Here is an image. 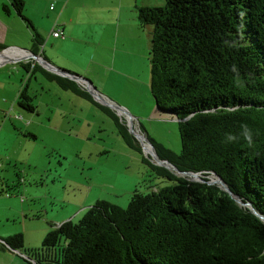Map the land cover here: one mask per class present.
Listing matches in <instances>:
<instances>
[{"label": "trees", "instance_id": "trees-1", "mask_svg": "<svg viewBox=\"0 0 264 264\" xmlns=\"http://www.w3.org/2000/svg\"><path fill=\"white\" fill-rule=\"evenodd\" d=\"M22 3L13 1L26 19ZM136 9L140 26L152 28L150 91L158 115L177 121L181 150L149 139L161 159L185 174L144 156L127 124L80 83L33 60L16 61L94 101L161 183H175L135 190L126 208L97 200L78 221L51 224L38 248H26L22 233L1 243L24 250L29 264H264V219L249 206L264 217V0H164ZM17 98L34 110L27 82ZM214 176L229 190L211 182Z\"/></svg>", "mask_w": 264, "mask_h": 264}, {"label": "rangeland", "instance_id": "rangeland-1", "mask_svg": "<svg viewBox=\"0 0 264 264\" xmlns=\"http://www.w3.org/2000/svg\"><path fill=\"white\" fill-rule=\"evenodd\" d=\"M5 53L1 52L0 57ZM4 62L0 63L1 234L22 233L25 247L38 248L51 224L78 221L85 209L97 200L126 208L135 190L150 192V184L161 187L175 183L171 180L161 183L164 179L152 173L142 161L146 153L141 141L143 155L128 146L113 118L93 103L88 105L92 106L91 111L86 108L80 112L78 108L79 117L85 112L86 119L93 121L90 129L84 130L90 138L61 145L54 132H43L37 127L33 111L17 104L18 94L27 82L25 69L10 59ZM29 83L33 90L29 89L28 95L35 108H43L45 101L58 104L54 92H61L58 86L53 85L54 89L44 94L34 77ZM96 102L103 104L100 100ZM19 115L22 117L18 118ZM154 120L148 124L155 139L180 152L177 121L158 117ZM79 129H82L80 124ZM129 132L134 135L130 129ZM213 180L219 181L216 176Z\"/></svg>", "mask_w": 264, "mask_h": 264}, {"label": "crops", "instance_id": "crops-1", "mask_svg": "<svg viewBox=\"0 0 264 264\" xmlns=\"http://www.w3.org/2000/svg\"><path fill=\"white\" fill-rule=\"evenodd\" d=\"M13 1L0 0V44L34 51L49 63L90 79L106 97L129 111L148 138L155 139L148 122L165 118L158 115L150 91L152 28L140 26L136 8L163 5L164 0H21L22 15L28 21L19 16ZM4 5L7 11L3 10ZM57 27L63 30L64 38L51 35L52 28ZM26 73L27 94L33 77L44 94L57 86L41 72L32 73L29 68ZM60 90H54L58 104L45 101L43 108H34V122L43 132H54L61 145L89 139L84 130L90 129L93 121L86 119L85 112L79 117L78 108L80 112L86 108L91 111L92 106L88 105L94 101ZM6 236L0 233V264H29L24 250L3 246L1 240Z\"/></svg>", "mask_w": 264, "mask_h": 264}, {"label": "water", "instance_id": "water-1", "mask_svg": "<svg viewBox=\"0 0 264 264\" xmlns=\"http://www.w3.org/2000/svg\"><path fill=\"white\" fill-rule=\"evenodd\" d=\"M7 48H8V47L4 48L3 50H6ZM14 48H15V47H14ZM15 49H18V50H19V49H20V50H24V51H26V52L28 51L29 54H31V57H33L38 63H40V64L43 66V68H45V69H47V70H50V71H52V72H54V73H56V74H58V75H61V76L67 77V78H69V79H72V80H74V81H76V82L83 83V84L86 85V87L88 88L87 90H88V92L91 94V96H92V98H93L94 100L97 99V98L95 97L96 94L101 95V96H105L103 93H101L100 91L97 90V88L93 85V83H92V81H91L90 79H88V78H86V77H84V76H82V75H79V74H77V73H72V72H70V71H68V70H65V69H62V68H60V67H58V66H55V65L49 63L48 61H46L43 57H41V56H40V57L36 56V54H34L31 50H27V49L22 48V47H16ZM3 50H1L0 52H2ZM17 61H19V59H18ZM15 62H16V61H15ZM97 100H98V99H97ZM104 104H106V103H104ZM106 105H107V104H106ZM108 106H109V105H108ZM129 129L134 133V136L140 140L139 136L134 132L133 127H132V126H129ZM146 139H147V141H149V142L152 144V146H153V148H154L155 153L153 154L152 157L156 158L158 164H160L161 166L167 167L168 169H170V170H172V171L178 172L179 174H180V173H181V174H185V173L180 172V171H179V170H178V169H177V168H176V167H175L170 161L165 160V159H161V158L158 156V154H157V152H156V149H155V147H154L152 141H151L148 137H147ZM187 174L193 176L195 179H200V178H201V177L199 176V173L187 172ZM217 178H218L219 181L216 182V181L213 180V181H211V182L219 183V184H221L222 186H224L227 190H229L228 187H227V185H226V183L224 182V180H223L221 177H219V176H218ZM231 194H232V193H231ZM232 195L234 196V198H235L240 204H245L244 202H242V200H241L238 196H236V195H234V194H232ZM249 206L251 207V209L254 211L255 214H257L258 216H260L261 218L264 219V217H263L262 215H260L259 212H257V211L252 207V205H249Z\"/></svg>", "mask_w": 264, "mask_h": 264}, {"label": "built area", "instance_id": "built-area-1", "mask_svg": "<svg viewBox=\"0 0 264 264\" xmlns=\"http://www.w3.org/2000/svg\"><path fill=\"white\" fill-rule=\"evenodd\" d=\"M52 7H53V6H52V4H51L50 8H52ZM51 34H52L54 37H60V38H63V37H64V34H63V32H62V30H61L60 28H52V30H51ZM9 48H13V47H8L7 49H9ZM14 49H15V48H14ZM41 49H42V48H41ZM25 52H26V51H25ZM27 53H29V52L27 51ZM36 56L40 57L39 54H36ZM29 60H33L34 62L37 63V61H36L33 57H31V54L27 55V56L24 57V58H20V59H19V61H25V62H27V61H29ZM39 64H40V63H39ZM40 65H41V64H40ZM41 66H42V65H41ZM42 67H43V66H42ZM78 83H80V82H78ZM80 84H81L83 87H85L86 89H88V88L86 87V85H84L83 83H80ZM95 97H96L98 100H100L103 104L106 103L107 106L109 105V107H111V108H113L115 111H117V112L119 113V114L117 113V115L120 116V119H121L123 122H125V123L127 124V126L129 125V126H132V127H133L134 132H135V133L139 136V138H140V141H141V143H142V145H143V147H144V150H145L146 156H147L149 159L154 160V162H155L156 164H158L156 158L152 157L153 154L155 153V151H151V150H148V149H147L148 146H150V147L153 148L152 144H151L149 141H147V139H146L147 136L142 132V130L139 129V127L136 126L135 119H134L133 116L129 113V111H127V110H126L125 108H123L122 106H120V105L114 103L111 99H109V98L106 97V96H101V95L96 94ZM97 99H96V100H97ZM106 104H105V105H106ZM17 117H18V118H21L20 115L17 116ZM124 117L126 118V120L124 119ZM129 126H128V127H129ZM153 149H154V148H153ZM158 165H160V164H158Z\"/></svg>", "mask_w": 264, "mask_h": 264}, {"label": "bare ground", "instance_id": "bare-ground-1", "mask_svg": "<svg viewBox=\"0 0 264 264\" xmlns=\"http://www.w3.org/2000/svg\"><path fill=\"white\" fill-rule=\"evenodd\" d=\"M4 51H7V53H5L3 56L0 57V63L6 60H9V59L17 61L18 59L24 58L27 55H29V53L25 52L24 50H20V49L18 50L14 48H9V49L3 50L2 52ZM147 149L154 151V149L152 147L150 148L149 146L147 147Z\"/></svg>", "mask_w": 264, "mask_h": 264}, {"label": "clouds", "instance_id": "clouds-1", "mask_svg": "<svg viewBox=\"0 0 264 264\" xmlns=\"http://www.w3.org/2000/svg\"><path fill=\"white\" fill-rule=\"evenodd\" d=\"M244 131H243V136L244 138L248 141L249 144H251L252 142V139H251V132L250 130L248 129V127L246 125L242 126ZM236 137L235 136H232V135H229L228 136V140H235Z\"/></svg>", "mask_w": 264, "mask_h": 264}]
</instances>
